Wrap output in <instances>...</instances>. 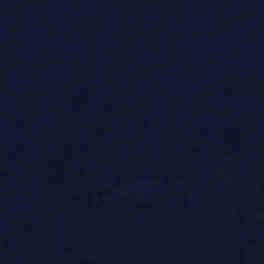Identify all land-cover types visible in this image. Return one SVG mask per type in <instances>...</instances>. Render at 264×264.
<instances>
[{
  "label": "water",
  "instance_id": "1",
  "mask_svg": "<svg viewBox=\"0 0 264 264\" xmlns=\"http://www.w3.org/2000/svg\"><path fill=\"white\" fill-rule=\"evenodd\" d=\"M0 264H264V0H0Z\"/></svg>",
  "mask_w": 264,
  "mask_h": 264
}]
</instances>
